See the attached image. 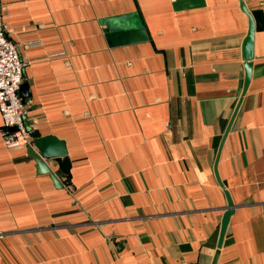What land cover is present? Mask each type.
Wrapping results in <instances>:
<instances>
[{
    "label": "crops",
    "instance_id": "1",
    "mask_svg": "<svg viewBox=\"0 0 264 264\" xmlns=\"http://www.w3.org/2000/svg\"><path fill=\"white\" fill-rule=\"evenodd\" d=\"M0 3L66 149L55 186L0 137V264H210L227 199L216 264H264V0Z\"/></svg>",
    "mask_w": 264,
    "mask_h": 264
},
{
    "label": "built area",
    "instance_id": "2",
    "mask_svg": "<svg viewBox=\"0 0 264 264\" xmlns=\"http://www.w3.org/2000/svg\"><path fill=\"white\" fill-rule=\"evenodd\" d=\"M23 64L15 43L6 35L5 23L0 21V137L6 146H32L31 128L24 122L28 109L18 94ZM66 187L71 189L69 183Z\"/></svg>",
    "mask_w": 264,
    "mask_h": 264
},
{
    "label": "water",
    "instance_id": "3",
    "mask_svg": "<svg viewBox=\"0 0 264 264\" xmlns=\"http://www.w3.org/2000/svg\"><path fill=\"white\" fill-rule=\"evenodd\" d=\"M241 7L244 9L243 4L241 3ZM252 30L253 23L250 14L248 13V27L246 34L242 41V54L244 58V77H243V85L241 89L240 95L243 94L245 87L248 82L249 74H250V58L252 56ZM27 87L26 82L22 81L18 87V94L26 105L24 98L27 96ZM240 100V97H239ZM239 102V101H238ZM237 102V104H238ZM32 146H26V154H28L34 160V167L37 172H47L49 177L51 178L53 184L55 186H60V183L57 177L54 175L52 170L49 168L44 158H52L53 160L59 162L60 157L66 153L65 145L63 141L54 135L46 134L40 135L39 132L35 129H31L30 131ZM233 204L227 199L224 211L221 216L220 226H219V235L216 244V249L211 259L210 264H216V256L218 252V247L221 243V238L223 235L224 227L227 222V218L229 213L232 211Z\"/></svg>",
    "mask_w": 264,
    "mask_h": 264
}]
</instances>
